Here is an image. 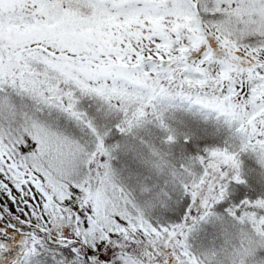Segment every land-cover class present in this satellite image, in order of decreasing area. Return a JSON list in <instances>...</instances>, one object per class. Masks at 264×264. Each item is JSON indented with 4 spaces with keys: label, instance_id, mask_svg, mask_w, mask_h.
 Listing matches in <instances>:
<instances>
[{
    "label": "snow or ice",
    "instance_id": "snow-or-ice-1",
    "mask_svg": "<svg viewBox=\"0 0 264 264\" xmlns=\"http://www.w3.org/2000/svg\"><path fill=\"white\" fill-rule=\"evenodd\" d=\"M0 264H264V0H0Z\"/></svg>",
    "mask_w": 264,
    "mask_h": 264
}]
</instances>
